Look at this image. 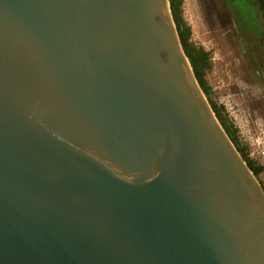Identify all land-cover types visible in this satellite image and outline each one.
I'll return each instance as SVG.
<instances>
[{"label":"water","instance_id":"water-1","mask_svg":"<svg viewBox=\"0 0 264 264\" xmlns=\"http://www.w3.org/2000/svg\"><path fill=\"white\" fill-rule=\"evenodd\" d=\"M0 264H264L170 0H0Z\"/></svg>","mask_w":264,"mask_h":264},{"label":"rangeland","instance_id":"rangeland-1","mask_svg":"<svg viewBox=\"0 0 264 264\" xmlns=\"http://www.w3.org/2000/svg\"><path fill=\"white\" fill-rule=\"evenodd\" d=\"M226 1L242 11L238 18L242 20L243 15L247 24L254 21L249 0ZM223 3L182 0V16L190 28V42L209 54L210 68L205 75L211 87L209 98L223 106L236 128L237 147L262 167L257 178L264 188V37L238 26L241 34L226 32L233 12Z\"/></svg>","mask_w":264,"mask_h":264},{"label":"trees","instance_id":"trees-1","mask_svg":"<svg viewBox=\"0 0 264 264\" xmlns=\"http://www.w3.org/2000/svg\"><path fill=\"white\" fill-rule=\"evenodd\" d=\"M224 1L227 4V1L226 0ZM249 3H251V9L254 10L255 18L254 15L252 14V18H254L253 19L254 21H250L248 22V24L244 20L245 17H243V15H242V20L238 18L239 17L238 15H241L242 11H238L234 9L232 6L228 4L227 5L232 9L233 14L237 15V18L240 20L242 24V28L244 30L249 32L250 30L252 32L255 31L254 33L257 34H259L260 32L262 33L264 32V0H249ZM181 7H182V0H170V8L180 37L181 44L184 48V51L188 55L196 79L198 80L201 88L206 94L209 102L212 105L214 112L219 118L226 133L237 147L236 128H234L233 125L229 122L223 106H218L211 100V98H209V95L211 94V87L208 84L205 77L206 71L210 68L209 54L202 47L194 46L190 42V28L183 19ZM237 149L241 153L242 157L246 160L249 168L253 171V173L257 177L262 171V167L257 165L253 160L247 158L246 154L242 152L243 149L242 151L238 147Z\"/></svg>","mask_w":264,"mask_h":264},{"label":"flooded vegetation","instance_id":"flooded-vegetation-1","mask_svg":"<svg viewBox=\"0 0 264 264\" xmlns=\"http://www.w3.org/2000/svg\"><path fill=\"white\" fill-rule=\"evenodd\" d=\"M224 6L225 7H229L227 4H226V2L224 1ZM231 18H232V20L230 21L231 22V24H230V27H227L226 28V32H231V31H233L235 34H237L238 35V33L239 34H241L240 32H238V29H237V26L240 28V30L242 31V24H241V22H240V20L236 17V15H234L233 13H231ZM240 23H238V22ZM250 32H252L251 30H250ZM255 32V31H254ZM254 34H257V33H254ZM259 37L261 36V37H264V32H260L259 34Z\"/></svg>","mask_w":264,"mask_h":264}]
</instances>
